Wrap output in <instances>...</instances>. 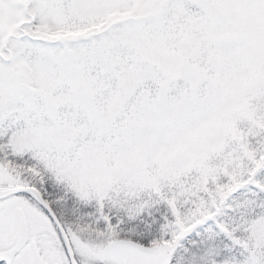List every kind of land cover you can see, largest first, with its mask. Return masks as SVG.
Returning <instances> with one entry per match:
<instances>
[{
  "label": "rangeland",
  "instance_id": "obj_1",
  "mask_svg": "<svg viewBox=\"0 0 264 264\" xmlns=\"http://www.w3.org/2000/svg\"><path fill=\"white\" fill-rule=\"evenodd\" d=\"M0 154L15 177L0 189L33 176L16 165L29 162L64 191L63 210L69 191L131 210L166 194L171 236L126 264H177L200 232L194 249L222 232L258 253L264 0H0ZM29 200H0V230L35 213ZM111 239L69 233L79 264L105 261ZM61 251L46 258L68 264Z\"/></svg>",
  "mask_w": 264,
  "mask_h": 264
},
{
  "label": "trees",
  "instance_id": "obj_2",
  "mask_svg": "<svg viewBox=\"0 0 264 264\" xmlns=\"http://www.w3.org/2000/svg\"><path fill=\"white\" fill-rule=\"evenodd\" d=\"M29 164L31 163L16 165L23 170V175L26 176V168L29 169V172L33 174V176H28L27 180L29 183L35 186L44 196L57 216L67 218L68 233L84 232L92 235L93 233L100 232L104 235H110L112 239L130 238L143 244L165 242L171 236L170 231H172V228L166 224L170 225L172 223L173 213L165 197L166 194L155 195L152 202L150 201L145 207L139 210H131L127 203L112 204L108 200H105L102 208H100L97 201L79 199L69 191L67 194L70 201L69 209L63 210L59 201L64 196V191H60L55 187L52 188L49 177H43V173L38 168H29ZM102 216H109L111 218L104 219L101 218ZM161 224L166 225V227L162 228ZM212 234L209 235V240L212 241L210 244L216 247L210 249H194L202 246L196 244V242H192V244L190 242L196 240L197 242H202L206 237L204 232L198 233L193 239H186L185 244L183 239H181L179 246L181 247L180 249L183 248V252L180 253L181 260L179 259L180 261H178L177 259V264H225L233 261L264 264V247L259 249L258 253L253 252L250 248L238 249L222 232H214ZM206 243H208V238ZM95 264L110 263L101 261L95 262Z\"/></svg>",
  "mask_w": 264,
  "mask_h": 264
},
{
  "label": "flooded vegetation",
  "instance_id": "obj_3",
  "mask_svg": "<svg viewBox=\"0 0 264 264\" xmlns=\"http://www.w3.org/2000/svg\"><path fill=\"white\" fill-rule=\"evenodd\" d=\"M9 149L10 148L7 147L8 153H10ZM0 163L2 164V169L0 170V187H4L7 184L9 185L10 183L14 182L15 177L10 176L6 173L8 166L1 154H0ZM16 187L23 189L34 188L37 190V188L31 185L28 180H25L23 181V183L16 185ZM28 194H29L28 192L23 190L22 192H19L18 194H15L13 196L16 197L18 195L27 196ZM13 196H10L8 198H11ZM29 202L32 203L31 206L35 210L34 214H32L28 218L26 215L18 214L17 220L15 221L17 227L16 230L14 231L8 230L9 229L8 221L4 223L2 229L0 230V244H2L1 246L2 248L0 249V254L10 250L19 241L21 234L24 233L23 243L19 251H17V253H15L9 259L0 261V264H53L52 261H49L46 258L49 254H58V251L59 250L61 251L62 249H66L67 252V248L63 236V232H64L69 238L67 218L59 217L53 211L56 219L59 222L60 225L59 227V225L54 221V217L51 216L46 211L44 205H42L40 202H36L35 204L31 200H29ZM51 236H55V238L57 239L55 243L54 242L47 243L45 241L43 242V239L49 238ZM144 245L151 246L148 244H144ZM132 249L138 252H142L136 249L135 247H130L129 255ZM129 255H128V259H129ZM67 256H68L67 257L68 264H70V258L68 252H67ZM105 261L109 262L106 259ZM76 263L79 264L77 260ZM109 263L121 264L119 261L109 262Z\"/></svg>",
  "mask_w": 264,
  "mask_h": 264
},
{
  "label": "water",
  "instance_id": "obj_4",
  "mask_svg": "<svg viewBox=\"0 0 264 264\" xmlns=\"http://www.w3.org/2000/svg\"><path fill=\"white\" fill-rule=\"evenodd\" d=\"M2 169V164L0 163V170ZM26 191L29 193V191H33L36 196L37 200L44 205L46 211L54 217V221L59 225L58 220L55 217V214L53 213L51 207L48 205L47 201L45 198L34 188H17L14 190H10L6 194L0 196V200L6 199L10 196H13L15 194H18L19 192ZM60 227V225H59ZM67 252L70 258V264H76L74 254H73V249L71 246V243L69 241V238L67 235L63 232ZM24 239V233L21 234L19 241L7 252L0 254V261L9 259L12 257L17 251H19ZM130 247H135L139 251L146 252V253H152L154 248L152 246H147L141 243H138L136 241H133L131 239L127 238H115L110 240L104 245V256L107 260L110 262H115L119 261L121 264H125L128 260V255H129V248Z\"/></svg>",
  "mask_w": 264,
  "mask_h": 264
},
{
  "label": "bare ground",
  "instance_id": "obj_5",
  "mask_svg": "<svg viewBox=\"0 0 264 264\" xmlns=\"http://www.w3.org/2000/svg\"><path fill=\"white\" fill-rule=\"evenodd\" d=\"M7 192H8V190L0 189V196L6 194ZM29 193H30L33 197L37 198L36 194H35L33 191H29Z\"/></svg>",
  "mask_w": 264,
  "mask_h": 264
}]
</instances>
